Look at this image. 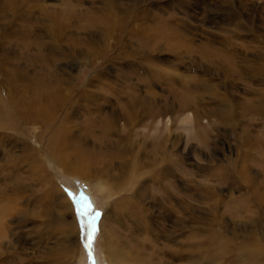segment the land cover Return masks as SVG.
<instances>
[{
  "label": "rangeland",
  "instance_id": "obj_1",
  "mask_svg": "<svg viewBox=\"0 0 264 264\" xmlns=\"http://www.w3.org/2000/svg\"><path fill=\"white\" fill-rule=\"evenodd\" d=\"M144 1L0 0V119L11 109L18 124L0 131V223L6 229L0 252L11 254L7 264H90L80 231L69 225L77 215L68 192L76 195L80 187L100 213L95 264H108L112 246L121 264H244L240 248L258 258L254 264H264V202L254 199L264 196V0ZM167 23L174 27L167 30ZM52 93L56 104L49 103ZM20 97L36 104L25 106ZM13 107L25 109L30 120ZM44 122L53 125L45 129ZM56 130L68 145L65 155L81 163L84 155L98 159L112 186L120 173L131 182L152 156L177 155L180 217L195 218L184 226L202 234L192 241L187 230L176 239L133 234V221L117 204L121 193L107 202L93 181L68 174L50 154L45 141ZM243 167L249 179L235 186L214 177ZM141 182L151 193L143 198L148 213L155 214L158 203L150 197L165 192ZM205 188L216 194L213 200ZM143 195L130 203L140 205ZM66 198L71 211L60 204ZM109 210L114 222L105 215ZM164 214L169 231L171 218ZM213 215L223 229L210 223ZM209 228L225 237L223 252L203 237ZM252 234L255 245L246 238Z\"/></svg>",
  "mask_w": 264,
  "mask_h": 264
},
{
  "label": "bare ground",
  "instance_id": "obj_2",
  "mask_svg": "<svg viewBox=\"0 0 264 264\" xmlns=\"http://www.w3.org/2000/svg\"><path fill=\"white\" fill-rule=\"evenodd\" d=\"M144 1V0H143ZM145 2V1H144ZM229 2V1H228ZM139 3V2H138ZM137 4V3H136ZM141 4V3H140ZM135 5V4H134ZM138 5V4H137ZM233 5V4H232ZM13 6V5H12ZM17 7V6H16ZM18 8V7H17ZM108 8L111 9V6H110V3H108ZM136 9V8H135ZM143 9V8H142ZM17 10V9H16ZM220 10V9H219ZM139 11V10H138ZM142 11V10H141ZM154 17V16H153ZM155 18V17H154ZM160 19H163V18H160ZM165 19V18H164ZM163 19V21H164ZM167 19H170V18H167ZM154 21V19H153ZM158 21V20H157ZM156 21V22H157ZM162 21V20H160ZM159 24V23H158ZM242 25H240L241 27ZM164 27L167 29V30H170L171 28L174 27V24H171V23H167L166 25H164ZM239 27V28H240ZM245 27V26H244ZM242 28V27H241ZM10 34V33H9ZM14 34V33H13ZM15 35V34H14ZM170 35V34H169ZM7 36V35H6ZM12 36V35H11ZM10 36V37H11ZM14 37V36H12ZM264 37V35L262 36ZM166 41H169V42H172V41H175L174 40V36L171 35V36H168L167 35V40ZM3 42V41H1ZM175 43V42H174ZM225 57V56H224ZM227 69H231L230 66L228 67L227 66ZM238 69V68H237ZM233 70L231 73H228V76H234L235 74H237L239 72V69L241 70L242 69V66L239 67L238 70ZM260 69V72L259 73H264V66H262ZM259 69L255 70L256 72V75L258 74V71ZM237 71V72H236ZM236 72V73H235ZM264 76V75H263ZM15 80V79H14ZM8 81V80H7ZM23 81V80H22ZM11 83H13V81H11ZM18 84V83H17ZM16 88V87H15ZM41 89H45V87H40ZM20 89V88H19ZM22 89V88H21ZM47 89V87H46ZM40 90V89H39ZM48 90V89H47ZM46 90V91H47ZM9 91V90H8ZM38 91V90H37ZM39 92V91H38ZM36 92V94L38 93ZM49 94L50 92L47 91ZM53 92V91H52ZM27 93V92H26ZM33 93V92H32ZM31 93V94H32ZM43 93V94H42ZM48 93H44V92H41L42 96L45 95V94H48ZM9 94V93H8ZM35 94V93H33ZM53 94V93H52ZM29 95V94H28ZM38 95V94H37ZM34 95H32L33 97ZM36 96V95H35ZM6 97V96H5ZM39 97V96H38ZM54 97V94H53V97L49 100L50 102L49 103H52V104H56L58 103L57 99H55ZM13 98V97H12ZM20 98H23V97H20ZM36 98V97H35ZM8 99V98H7ZM18 99V98H16ZM24 99V98H23ZM30 99V98H29ZM33 99V98H32ZM22 100V99H21ZM31 100V99H30ZM30 100H26L25 99L23 101H25L23 103V105L26 106V104H29L28 106L32 107L33 105L36 104V102L33 100V101H30ZM37 100V99H36ZM39 100V99H38ZM62 100V98H61ZM19 101V100H18ZM6 102V101H5ZM9 102V100H8ZM13 102V101H12ZM43 102V100H42ZM22 103V102H21ZM14 104V103H13ZM12 104V105H13ZM16 105V104H15ZM42 105V104H41ZM3 101L1 100V94H0V108L2 107L3 108ZM11 106V104H10ZM8 107V106H7ZM6 107V108H7ZM20 107V106H19ZM18 107V108H19ZM15 108V110L17 109L16 107H13ZM12 108V109H13ZM22 108V107H21ZM38 108V107H37ZM53 109V108H52ZM11 110V109H10ZM9 109H6V111L2 114L3 117L2 119H0V131H4V130H8V129H14L15 128V125H18L16 123V121L13 123L14 119V113H11ZM14 112L15 113H19V118H23L22 115H24V117H28V120L29 119V116H30V113L28 114L27 111H25V109L23 110H16ZM43 110V109H42ZM41 110V111H42ZM2 111V110H1ZM13 112V111H12ZM45 113V112H43ZM17 115V114H16ZM15 115V116H16ZM155 117H156V114H154ZM160 115V114H159ZM41 114H39V118H40ZM32 121L35 120V119H31ZM19 121V119H18ZM22 121H24V119H22ZM37 121V120H36ZM187 122L188 119L186 120ZM21 122V121H20ZM26 122V121H25ZM27 123V122H26ZM34 123V122H33ZM21 124V123H20ZM29 124V122H28ZM45 124V129H49L52 127L53 123H48V122H44ZM26 125V124H25ZM34 125V124H33ZM29 126V125H28ZM60 128V127H59ZM61 130V129H60ZM59 130V131H60ZM174 130V129H173ZM10 131V130H9ZM55 131V130H54ZM57 132H54L53 136H49L50 139L49 141H45V144L48 143V150L50 152V154L54 157V159L59 163V166L62 167L64 169V171H67L68 174L70 173H74L75 177H79V178H83V179H86L87 181L89 180V183L91 185L93 181L95 186H94V189L97 193H100L101 195L104 196V198L106 199V201H110L114 198V196L117 194V193H121L123 196L121 197V199H119L120 201L117 202V204H121L123 209L122 211H124L125 215L129 218L130 221H133V230H135V232H133V234L135 233H142L143 235H148V236H151L153 238H156L158 239L159 237H164V236H167V235H171V238L174 237L173 239H176L178 237L183 236L185 234V231L188 229L185 225L186 223V220H189L190 222H194L195 223V218L194 220H190L191 219V216H187L186 218H182L180 217V212H182V205H181V202H182V196H180V194H176V190H174V188H176L175 186V183L173 180L176 179V177H178V173H177V170H176V167L180 166L179 165V162L176 160V156H172V157H168L166 155V153H162L161 152V156L159 157H156V156H152V158H150L149 160V163L147 162V164L145 163L142 168L143 170L138 174V169H135V172L136 174L133 173V176H134V179L130 182V179H128L126 181V177L124 174H126V172L122 175V173H120L119 177L114 179L115 180V183L114 185H110L109 181L107 179H103L102 177L105 178V176L103 175L105 173L104 170H102L101 168H104L105 165H102V164H99V160L98 159H94V158H85V155L83 156V159H82V163L81 162H78L77 160L73 161V158L70 156V155H65V151L68 147V145L64 144L62 142V140L65 138L63 133L59 132L58 130H56ZM43 132V131H42ZM39 134V132H38ZM49 135V134H48ZM39 137V135H38ZM44 137V135H43ZM175 137V136H174ZM40 139H42L40 137ZM15 141V140H14ZM44 144V146H45ZM25 145V144H23ZM30 147L28 146V149L31 150V144H29ZM37 147V146H36ZM35 147V150H37ZM43 147V146H42ZM46 148V149H47ZM45 149V148H44ZM41 150V149H39ZM43 150V148H42ZM47 150V151H48ZM34 150H32L31 152H33ZM46 151V153H47ZM38 153V151H36ZM68 152V151H67ZM35 153V152H34ZM34 153H33V156H34ZM44 153H45V150H44ZM39 154V153H38ZM101 154V153H100ZM25 155V154H24ZM28 155V154H27ZM26 155V156H27ZM43 155V154H41ZM49 155V154H48ZM65 155V156H64ZM40 156V155H39ZM96 156V155H94ZM93 156V157H94ZM29 157V156H28ZM35 157H36V154H35ZM38 157V156H37ZM43 157V156H42ZM60 157V158H59ZM92 157V156H91ZM103 158V157H102ZM133 158V157H132ZM35 159V158H34ZM137 159V158H136ZM17 160V159H16ZM27 160V159H26ZM32 160V159H31ZM40 160V159H39ZM48 160V159H46ZM134 160V159H133ZM139 160V159H138ZM43 161V160H41ZM50 161V160H49ZM141 161V160H140ZM17 162V161H16ZM15 162V163H16ZM104 162V161H103ZM34 163V162H33ZM36 163V162H35ZM27 164V163H26ZM44 164V163H43ZM124 164V163H123ZM138 164V163H137ZM141 164V163H140ZM127 165V164H125ZM146 165H148L146 167ZM42 166V165H41ZM17 167V166H16ZM133 167V166H132ZM135 167V166H134ZM138 167V166H137ZM149 167V168H148ZM136 168V167H135ZM149 169V170H148ZM133 170V169H132ZM237 170V169H236ZM247 168L246 167H243V169L240 171L237 172V174H233L232 172H225V173H221V171H217L216 174H214V177H217L218 180L220 181V183L222 184H229L230 186H235L237 184H240L241 183V180H247L249 179L248 176L243 172V171H246ZM124 171V170H121V172ZM180 172V171H179ZM182 172V170H181ZM219 172V173H218ZM222 176L220 177L219 179V176ZM93 176H94V179H93ZM101 176V177H99ZM132 176V175H131ZM73 179V178H72ZM75 179V178H74ZM145 180V184H155L157 186V189L160 191V192H165V194L160 197V195H154L152 197H150V200H152L153 202H157L158 205H155V207H153V209L155 210V214L151 213L149 214V210H150V205L148 206H145V203H144V199L145 198V195H150L151 193L149 192L148 194V190L145 191V189H143L141 186L143 185V183L141 181L144 182ZM84 181V180H83ZM126 181V184L123 186V187H120L119 185H121L122 183H124ZM49 182V181H48ZM51 182V181H50ZM130 182V183H129ZM167 182H169V184L171 183V186H166L168 185ZM178 182V181H177ZM85 183V182H84ZM129 183V185H128ZM48 185V184H47ZM128 186V187H127ZM56 187V186H54ZM147 187V186H146ZM205 187V186H204ZM84 187H80L81 189V192L76 194L77 197L81 196V194H83L84 196L90 198L92 204H93V197H92V194L90 192H86V190L83 189ZM208 188V187H207ZM215 188V187H214ZM213 186H211V190L214 189ZM13 189V188H12ZM54 189V188H53ZM57 189V188H56ZM147 189V188H146ZM156 189V190H157ZM16 190V189H14ZM152 190V189H151ZM206 190V188H205ZM216 190V189H215ZM57 191V190H55ZM208 191V195L210 196V200H213L214 199V195H216L215 193H213V191H210V189L206 190ZM95 192V193H96ZM117 192V193H116ZM127 192V193H125ZM56 194V193H55ZM139 194H144L143 196H141V204L140 205H135V204H132L130 203V199H133L134 197H137ZM75 195V196H76ZM91 195V196H90ZM258 198H254L255 201L258 203V202H264V196L261 195V194H258ZM50 196L51 197H54V192L53 193H50ZM253 196V194H252ZM254 197V196H253ZM1 198V197H0ZM213 198V199H212ZM151 201V202H152ZM215 202V201H214ZM65 210L67 211H71V208H72V205L70 203V201L66 198V199H63L60 203ZM264 206V205H262ZM185 210L187 211V213L191 212L192 214V208L189 204L185 205ZM211 209H215L217 210L218 207H216V205L214 204V206H210ZM259 207V206H258ZM61 209V208H60ZM211 209H205V211L208 213L206 214L207 216L209 215V217H211V213H212V210ZM162 213H165L164 215H169V217L171 218V222H172V227H170V230L169 231H166L164 229V226H163V222L161 223L162 221V216L161 214ZM108 217H111V220L114 222V215H113V212H110V210L108 212H106L105 215H108ZM116 219L118 221H121V219H119L118 217V214H116ZM182 215V214H181ZM214 216V215H213ZM168 217V216H167ZM215 217V216H214ZM213 217V218H214ZM106 218V217H105ZM211 219V218H210ZM216 219V217H215ZM4 220V219H3ZM103 220V219H102ZM107 220V219H106ZM116 220V221H117ZM212 222H214V225L215 226H219V230L220 228H224V227H221L220 226V220L219 218L217 217L216 220H213L211 219L210 220ZM197 222V221H196ZM107 223V222H106ZM105 224V223H104ZM120 224V223H119ZM70 225V228H71V231L73 230V232L75 231H80V225H79V222H78V219L75 217L73 220H72V223L69 224ZM109 225V224H108ZM171 225V224H170ZM117 226V225H116ZM121 226V225H120ZM116 228V227H115ZM110 229V228H109ZM167 229H169L167 227ZM195 227L194 226H190L189 230H187V232H189V240L192 241L194 236L195 235H201L202 232L200 230V232L197 233V230L195 231ZM114 231V230H113ZM5 232H6V229H5V225L3 226L1 223H0V238L4 237L5 235ZM8 232V231H7ZM167 232H170V233H167ZM115 233V231H114ZM214 230L213 229H208V230H205L203 232V237H207L209 239V242H210V246H212V248L214 250H217V249H220L222 250V252L224 251L225 247H226V242L224 243L222 240L225 238L224 236H217L214 234ZM118 234V232H117ZM112 235H114L112 233ZM112 235H110V237H112ZM142 235V236H143ZM237 234H235L234 236L236 237ZM141 236V237H142ZM168 237V236H167ZM117 238V236H116ZM170 238V239H171ZM246 238H249L250 240V244L249 245H255V243L258 242V236L256 234H252L250 236H246ZM118 239V238H117ZM134 239V238H133ZM218 241H222V242H218ZM3 243V242H2ZM133 243H136L135 247L139 246V242L138 240L134 239L133 240ZM173 243V242H172ZM175 243V242H174ZM111 243L108 244V247H110ZM144 245V244H143ZM142 245V246H143ZM191 245V244H190ZM249 245H244L242 246L243 248L249 246ZM106 246H107V242H106ZM120 247V246H119ZM166 247V246H165ZM162 251V250H161ZM248 251H251V249H249ZM229 252V251H228ZM241 254H239V253ZM237 252V255H239L240 259H238L241 263L242 261L245 262L244 264H254V262H256L258 260L257 257H252V256H249L247 255L241 248H240V251ZM176 255H181L182 253L179 251H176L174 252ZM216 256V255H214ZM106 257V262L108 264H121V262H118V261H121V260H124L123 257H122V254L119 255L118 253V250L115 249L113 246H112V250H111V253L109 255V258L105 255ZM9 258H12L11 254L9 252H3L1 251L0 252V264H3V262H6L7 259ZM13 259V258H12ZM3 261V262H2ZM7 264V262L5 263ZM13 264V263H11Z\"/></svg>",
  "mask_w": 264,
  "mask_h": 264
},
{
  "label": "snow or ice",
  "instance_id": "obj_3",
  "mask_svg": "<svg viewBox=\"0 0 264 264\" xmlns=\"http://www.w3.org/2000/svg\"><path fill=\"white\" fill-rule=\"evenodd\" d=\"M68 195L75 206L80 225L81 242L88 251L90 264H95L93 244L98 231L97 220L100 217V213L95 210L90 198L84 195L77 197L71 192H68Z\"/></svg>",
  "mask_w": 264,
  "mask_h": 264
}]
</instances>
